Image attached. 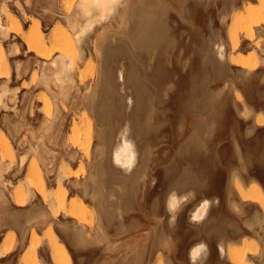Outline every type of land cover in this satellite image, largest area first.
<instances>
[{"label": "rangeland", "instance_id": "374dc122", "mask_svg": "<svg viewBox=\"0 0 264 264\" xmlns=\"http://www.w3.org/2000/svg\"><path fill=\"white\" fill-rule=\"evenodd\" d=\"M120 1L122 0H119L116 5H118ZM132 1V3L136 2V0ZM168 1L172 3L169 4ZM168 1L165 2L167 3L168 9L164 11H170V13L168 12L165 15L164 12L161 13L162 11L158 10L160 14L165 15V18L167 17V20L164 17L161 18L162 21L165 20L164 23H166V25L162 23L163 25H165L164 27L167 26L166 31L168 34L166 35L167 38H165L164 41L165 44H161L157 48L158 50L156 49L155 51H149L152 53V55L150 53L148 54V51L139 53V62L135 61V58H131L128 55V52L131 51L130 49H128L130 45L129 42H131L128 39H130L129 37H134V28L130 27V24L132 26H134V24L130 22V24L128 22H126V24L124 23L125 26L128 23V29H130L131 32L128 33V31L124 30L127 26H123L121 24V20L119 19V17L121 18L120 14H122V12L119 10H123L124 7L123 2L122 5H118L120 6V8L118 7L119 9L116 7V10L118 12L115 10V14L111 13V16L108 14V17L106 16L105 20L99 19V21L97 20L98 17H96L95 19L97 21L95 20V24L92 26L88 34L85 35L86 37L90 38V40L85 43L83 51L89 54V58L82 62L79 61L76 69L77 75L75 76V85L70 92V96H68L67 98L68 100H60V105H57L58 101L57 103L53 102L55 100H52V98L50 97L51 95L48 94V92H46L43 87L37 88L33 85L34 80H36L37 82V79L39 78V71L35 66L36 63L34 62V55L27 52V48L22 44L21 40L19 38L13 39V37H10L7 41L3 42L5 51L9 53L8 56L11 72L8 78L9 81L8 79H1L3 82H6V85H3L4 83L0 80V89L3 86H7V90L11 89L10 91H8L9 95H7L4 102L13 105L12 111L18 118L15 117L17 119L16 121L14 120L2 122L3 128H0V149H2L4 143H7L12 153V157L8 159L7 157H5V155L1 156L2 153L0 150V158L4 157L3 159H0V168L4 170L0 178V195L4 194L7 200V205L5 207L0 201V213L4 212L6 215V222L1 224L3 225V228L6 229L5 231H2L0 233V238L5 232L4 238L9 247L14 246V243L16 244L15 248H17V256L21 255L24 252V259H29L32 252L31 246L28 249L26 248L27 244L29 243L28 245H30V243L34 242V234L43 236L45 234V230L48 227H51L58 235L59 239L65 243L69 252H71L74 264H169V261H172L173 264H189L187 262L189 247L197 239L203 238L206 232L212 231V229L214 228H218L220 231H222L223 236L231 237L236 229H241L245 226L250 229V224H248V219L250 218V206H242L241 202L238 199V196L235 193L238 185L242 184L241 186H247L250 183V144L245 142L243 138H238L242 146V154H238L233 147L232 136H239L243 130L250 127V116L246 119L239 114V110L243 105L250 106V103H252L254 107L259 108L260 110H264V103H261V105H259V103L261 102L260 98L262 97L263 90L259 86L258 82L259 79L263 77L264 67L260 66L258 69L253 71L251 75L250 72L245 73L237 68V66H232L228 62L224 63V66L214 65V63H217L214 59V56H210L212 53L210 46H212L211 43L213 39L218 36L226 43V51L227 54H229L230 49L227 44L229 40V34L236 30L239 38V47L236 49V51L245 53L252 50L255 47L253 45L254 43L252 41L249 42L244 38V36L246 35V31L245 29L243 30L238 27V20L240 18H244L245 11L248 5L257 1ZM30 2L31 5L27 6L25 4V0H0V9L4 7L3 5H5L7 10L14 14L20 20L23 29L28 28L32 24L34 18L38 19L44 32L49 34L50 30L57 24L56 21L58 20L60 22V14L67 12L68 8L69 11H71L73 9V6L75 7L76 2H79V0H30ZM178 4H181L183 6ZM233 4L235 7L233 6ZM178 9L181 11H179ZM176 10L178 13L176 12ZM49 13L54 14L53 19L49 18V15H51ZM222 17L224 18L222 19ZM0 19L4 21L6 18L1 15ZM130 21L133 22L132 20ZM103 31H105V33L108 31L106 33V36L107 34L108 36L104 40L107 41L106 44L102 43L104 41H100L102 43V46L100 45V52L98 47V38L100 37L99 34ZM125 32L128 33V39L126 36L127 33ZM253 34L254 36L252 40L259 41V47L261 49L257 50L258 56L264 57V44L262 43L264 40V25L253 27ZM12 44H16V49L18 50L17 56H19L17 58L13 57L14 53L10 55L12 53L10 50L13 49V47L11 46ZM162 47L165 48L162 49ZM75 52V59H78V50L76 49ZM99 52L104 54L102 55ZM157 59L159 62H156ZM147 60L149 62H147ZM16 64H21L22 70L20 71V76L16 75ZM118 68L122 69L123 71V82L117 79V72L119 70ZM12 73H14L17 78L15 76L12 77ZM101 73H107V75L110 76V81L113 85L114 90H116V92H114L116 94L114 95H117V97L115 96L116 98L113 97V108L116 112H114L116 116H111L109 122L107 121L106 123V125H109V123L111 122V124L109 125L110 127L102 125L96 121L98 120L96 118V112H99V110L98 108H96V105L93 104V102L96 103L94 100L90 101V104H92V106H90L89 104L87 105V99H94L93 97L96 96V93L101 90V85L103 84V79L101 78L102 75H100ZM22 75L23 77L20 81ZM129 75H133L134 77L132 76V78H130ZM80 76L85 77L84 86H80L81 84H79L78 82V78ZM136 77L138 80L141 77L142 79L140 80L142 84H144L142 86L148 89L145 90V92L148 93H145V96H142L145 98H141L142 101L139 97H137V95L135 96L136 88L134 85ZM152 78H154L155 80ZM32 79H34L33 82ZM19 84L23 89L29 87L30 90L37 89V91L31 95L30 93H26L24 91L19 95L17 92L19 90L17 88ZM30 84L32 85V87H30ZM122 87H125L127 89L126 95L128 98L130 97L132 99V106L129 110L124 108L125 100H120L122 98L118 90ZM14 90L17 91L15 92ZM92 91L93 95L90 93ZM217 92L220 96V98L218 99ZM86 94L89 96L85 97L87 96ZM210 94L215 96L217 95L216 97L214 96L216 99L213 98ZM239 94H241L242 98L238 101L237 95ZM81 97L83 100L85 99L84 101L86 102L88 108L86 105H82L84 101L82 102ZM114 98L116 101H114ZM147 100L148 102H146ZM117 101L123 102V106L121 104H118ZM18 102H20V105L23 104V107L21 106V109L19 111L15 109V105H17ZM137 102H139L140 106H137ZM126 104L128 106L127 101ZM114 105L118 109L115 110ZM211 105H213L212 108L214 109V111L212 108H209L211 107ZM5 106L6 108L0 107V111H9L11 109L10 106H7V104H5ZM120 107L122 111L120 110ZM27 108L28 113L33 119L31 121L22 120L24 119L23 115H21L20 117L18 115L19 112L21 114H24ZM90 108L93 111L95 109L97 110L92 112ZM199 108H201V110H198ZM57 109L59 112V115H57L59 117V121L57 122L56 127L53 129V131L50 132L51 134H44L45 132L43 131L44 136H42V134L39 135V133L42 132L38 131L41 129V127H43L42 125H44V122L47 120H51L52 116L54 117V114H57ZM209 110H211L212 112H208ZM35 112L38 113V117L34 119ZM25 113H27V111ZM135 113H138L137 116L135 115ZM147 114L149 115V117ZM121 115H125L124 118ZM117 116H120L124 121L120 120V117L118 118ZM201 117H203V120L200 119ZM129 118L135 119L132 120V124L134 121H136L132 126L133 131L131 132V136H133V139L138 140L137 142L141 151V159L139 161L140 167L138 168L139 170H141L138 171L136 169L135 171L139 173L137 174L133 172L132 175L128 176L124 182L122 180H119L120 178H122L120 174L114 175L115 177L117 176L116 178L113 176L112 173H114V171H112L111 168H109L110 172L108 170V172H105L104 178L105 175L106 178H110L106 179L107 182L104 184L106 189H108V187L110 189L114 188V193L116 192L115 194H117L118 189L119 192L121 189V192L119 195L120 198H116L118 196H114V198L119 200L116 201V199L114 200V198H110L112 199L111 201L113 205L108 206V209L116 210L117 214L115 212L114 216H112V218L110 219L111 221L108 220L109 222L105 221L104 223H102L104 230L99 229V211L96 210L97 204L90 197V193H88V191L90 190L88 188L90 187H87V191L86 193H84L86 186L83 187L82 185L87 180V184L90 183V172L93 173L94 171L92 172L91 170L95 169V165L93 163H96V161L99 162V160L104 159L103 156L99 158L97 157L98 155H94L96 154L95 152L98 149V145H101V143L97 139V137L100 136L98 130H104L103 132L100 131L101 134L103 133L104 135V132L106 130H109V128L111 129L109 131L112 134L108 132V135H110L109 137H111L112 140L111 138H108L109 140H111L110 145H112L116 140L119 126H121V124L124 125L125 120H129ZM148 118L150 119V122ZM136 119L138 120V123ZM257 119L263 120L264 123V114L260 113ZM120 122L122 123L120 124ZM148 122L152 129L148 125ZM196 123L202 128L197 129ZM15 124H20V126H22L20 127L19 125ZM136 125H138L139 127H137ZM14 128L18 129L13 130ZM32 128L35 131L34 133H32L33 130L31 131ZM207 128L210 129L208 130ZM29 130L30 132H28ZM197 130L200 133L197 132ZM31 134H33V136H36L33 137V139H30L32 138ZM45 135L50 137H48L49 139L44 138V140L41 138L44 144H46V151L50 149L49 151H52L53 153H43L42 158L44 159H42V153L39 156V152H37L39 150L41 152V149H36L37 151L34 153L35 155H32V147L37 146L36 143L34 144V142L39 141L40 137L38 136L45 137ZM189 137L192 140H188ZM204 137L206 138L204 139ZM33 140H35L33 142L34 145L29 142ZM197 144H199L200 146H198ZM106 146L104 148H106ZM30 148L32 149L31 151ZM108 148L109 146H107L106 149ZM107 151L108 150H106V153L109 152ZM29 152H31V154ZM25 153L28 156H26ZM23 154H25L24 158L25 160H27L24 161V163H26L22 167L19 163L21 161V155L24 156ZM49 155H52L53 158ZM48 156L53 160L51 158H47ZM70 156H72V158ZM95 156L97 157V159ZM37 158H41L44 162L41 159ZM49 159L51 160V162H49ZM93 159L96 160L94 161ZM141 161H143V164L141 163ZM48 162L49 166L47 164ZM44 163L47 164V166ZM52 165L54 168L51 167ZM92 165H94V168L92 167ZM48 167L51 171L48 169ZM51 168L54 170H52ZM59 168H64V170L68 171L70 169L71 171H69V174L65 173V171L63 170V172L66 174V177L62 181V184L67 191L65 203L67 204L68 200L70 199H77L82 200L86 205L84 213L82 214V217L80 218L78 223L73 218L69 217L66 211L62 208H58L56 210L58 215L53 216L54 210L47 206L46 201H42V195L37 199L35 198L31 203L18 208V210L13 209L15 207L14 198H16V196L20 193L24 196L26 194L25 184H27V180L30 181L29 179H33L32 187L35 192L38 191L37 182L35 179L37 173L41 176L45 188L49 190V193L52 194L51 197L59 193L57 177L55 176L57 175L58 171H61L59 170ZM231 170H235L237 172L239 179L238 182L236 180L234 188L232 186V189L230 191L228 187V178ZM142 172H144V174ZM137 176L139 177V179ZM24 180L26 181V183L23 182ZM183 184L186 185L184 187V190H193L194 197L190 202L184 204V206L179 211L178 220L173 226L170 227L169 218L166 215V211L163 205L165 197L169 192V188L174 186H182ZM90 185H92V183H90ZM136 188L138 189V191ZM108 190H103L105 191V195H107ZM133 192L136 193V195H134ZM128 196L131 197L128 198ZM206 198L210 200H216L217 205L215 204L211 206L204 222L200 225L199 228H196L194 227V224L189 221V216L191 211L200 202V200ZM138 200L142 201H139L138 204ZM55 201L57 202V198L55 199ZM109 201L110 200H108V202ZM230 201L236 203L239 211H236L230 207ZM143 202L146 203L144 204ZM129 203L131 206L133 205V207L129 205L130 208H128L129 206L127 204ZM138 205L142 208H139ZM33 206H38L37 208L40 210L43 217L41 216V219L38 221L29 222L28 215L33 210L31 209V207L33 208ZM126 206L128 208V211H125L123 208ZM129 209L131 210L129 211ZM98 210L101 211V209L99 208ZM118 212L121 213V215H118ZM137 213L140 214V216ZM155 213H157L156 216H159V218L161 219H158L156 216V219L153 218V215H155ZM143 214L145 215V217ZM11 215L14 217L18 216L17 220L20 224L19 227L14 226L12 222H10V219H12ZM150 215L153 216V219ZM120 218L122 219V221ZM120 221L122 223H120L122 226L119 224ZM141 225H144V227H146L144 228ZM117 226H120V228L124 226L125 228L123 227L124 229L122 228V230ZM129 226H133L134 228L132 227V229ZM154 226H157L156 231L154 229ZM258 226L260 228V231H262L261 225ZM20 227H23L24 233L21 231ZM135 227L140 232H138ZM118 228L121 230V232L120 230H118ZM129 229L131 230L129 231ZM75 230L83 231H80V234L84 233L83 237L86 238L85 242L87 241V243H84L81 246H77L74 236L78 235L79 231L77 233L75 232ZM102 230L104 231V233H102ZM123 231H126L127 234L130 233L131 236L134 235L135 237L133 236L132 238L131 236H129V234L128 236H126L127 234L125 233L124 235ZM122 232L123 235L121 236ZM155 232H157V234ZM164 232L166 233V235L163 234ZM133 233H135L136 235ZM151 233H154L156 235L153 236L151 235ZM247 234L248 233H246V235ZM136 236H138V238L140 237V241H138V238ZM165 236L171 238L170 240H172V243L170 244V240L168 238V246L166 245L168 240H164V238L167 239V237ZM159 237L163 238L164 242L162 239H159ZM38 240L40 242L39 245H42L38 251L36 250L38 261L41 264H51V261L49 260L48 249L45 245H43L44 243L42 242V238H38ZM135 240L138 243H135ZM150 240H152L151 242H154V244H152ZM128 242L131 243H129V245L132 246V249H134V244L135 246L138 245V250L137 247H135L137 251L136 254L135 249L133 250V252L130 251L131 248L129 249ZM149 242L151 244H149ZM161 242H163V244L160 246L163 248H160L158 246L159 244H161ZM258 243L260 246L262 245L261 238ZM163 245L165 247H168L169 251ZM171 245H174L175 247ZM25 248L27 250H25ZM160 251L164 255L159 254L161 253ZM152 253H157L156 255L159 254L161 258H159L160 256L156 257L154 254L152 255ZM165 253L167 254V256ZM133 255H136L135 258L133 257ZM140 255V262H138ZM151 255L152 257L154 256V259L151 257ZM259 255L260 253L257 256H254V258L251 257L255 264H262V261L259 260ZM162 256L167 257L168 260L166 261V258L164 257V259L162 258ZM209 258V261H212L213 263L214 261H218V254L216 250H211ZM246 259H249L247 255ZM150 260H155L156 262L158 260V262L154 263L155 261L152 262ZM17 262L18 261H0V264H17ZM223 264H229V262L223 261Z\"/></svg>", "mask_w": 264, "mask_h": 264}, {"label": "bare ground", "instance_id": "6f19581e", "mask_svg": "<svg viewBox=\"0 0 264 264\" xmlns=\"http://www.w3.org/2000/svg\"><path fill=\"white\" fill-rule=\"evenodd\" d=\"M47 1V0H46ZM52 1V0H51ZM55 1V0H54ZM119 0H79V2H76V6L74 7L73 6V9L71 11H69V8H68V11L65 12V13H61L60 14V22L57 20L56 21V25L50 30L49 34L45 33L43 28L41 27L40 25V22L38 19H33L32 21V24L26 28V29H23V26H22V23L20 22V20L14 15L12 14L11 12H9L7 10V8L5 7V5H3L4 7L0 9V16H4V18H6L4 21L0 19V80L3 78V79H8L9 78V74H10V65H9V53H7L5 51V47L3 45V42L4 41H7L10 37H13V39H16V38H19L22 42L23 45L26 46L27 48V52L30 53V54H33L34 55V58H35V63H36V67L39 71V78L37 79V82L36 80L32 79V82L34 80V86L35 87H43V89L48 92V94H50L52 100H55L53 102L57 103L58 101V104L57 105H60V100H65L68 98V96H70V92L71 90L73 89L74 85H75V76L77 75L76 74V69H77V66L79 64V61L82 62V61H85L86 59L89 58V54L84 52L83 51V47L85 45L86 42H88V40H90V38L86 37L85 35L88 34V32L90 31V29L92 28V26L95 24V18H97V20H101V19H104L105 20V17L111 13H114L115 14V10H116V7L120 8V6L118 5H122V2H123V10H119L122 12L121 15V18L119 17V19L121 20V24L123 26L124 23L126 24V22H130V23H133L134 26H132L130 23V27H133L134 28V39L129 37L130 39H128V33H130V29H128L129 25L127 23V29L123 28L125 31H128L125 32L127 33V39L131 42L128 49H130L131 51L128 52V55L129 57L131 58H135V61L139 62V53H142L143 51H148V54L150 53L152 55L151 52L149 51H155L161 44H165L164 41H165V38L166 35L168 34L167 31H166V27H164L166 25L165 20L162 21L161 18H165V15L166 13H170V11H164L166 9H168V6H167V1L165 0H136L135 3H132L133 1L132 0H125V1H120L118 5L117 2ZM231 1V0H230ZM257 2L255 3H251L248 5L246 11H245V16L244 18H240L238 20V27L241 28V29H245L246 31V35L244 36V38L249 41V42H253L254 44V48L250 51H248L247 53H242V52H239V51H236V49L239 47V38H238V35H237V32L236 30L234 32H231L229 34V40H228V46H229V49H230V53L227 54V51H226V43L218 36H216L213 41H212V46L211 47V55L210 56H214V59L216 61L217 64L214 63V65H219V66H224V63L228 62L230 65H234V66H237L239 67L240 69H242L243 71H252L254 69H256L258 66H264V57H259L258 56V53H257V50L260 49L259 47V41H255V40H252L253 39V27L255 26H258V25H264V0H256ZM169 2V1H168ZM259 2V3H258ZM172 3V2H169V4ZM25 4L27 6H30L31 5V2L30 0H25ZM49 4V3H48ZM51 4V3H50ZM168 4V5H169ZM174 4V3H173ZM232 4V2H231ZM178 5H181V4H178ZM177 5V6H178ZM51 6V5H50ZM48 6V7H50ZM174 6V5H173ZM183 6V5H181ZM230 6V5H229ZM234 6V4H233ZM172 7V6H170ZM235 7V6H234ZM233 7V8H234ZM20 8V7H19ZM118 8V9H119ZM178 8V7H177ZM21 9V8H20ZM182 9V8H180ZM236 9V8H235ZM50 10V9H49ZM48 10V12H49ZM158 10H161L165 15L163 14H160V12H158ZM179 10V9H178ZM225 10V9H224ZM234 10V9H233ZM44 11H45V8H44ZM117 11V10H116ZM175 11V10H174ZM181 11V10H179ZM47 12V10H46ZM118 12V11H117ZM172 12V10H171ZM177 12V10H176ZM54 13V12H53ZM178 13V12H177ZM226 13V12H225ZM47 14V13H46ZM51 14V13H49ZM55 14V13H54ZM54 14H51L49 15L51 19H53V16ZM117 14V13H116ZM181 14V13H180ZM56 15V14H55ZM119 15V16H120ZM111 16V15H110ZM109 16V17H110ZM168 16V15H167ZM226 16V15H225ZM224 16V17H225ZM108 17V16H107ZM222 17V19L224 18ZM58 18V17H57ZM167 18V17H166ZM165 18V19H166ZM56 20V19H55ZM96 20V21H97ZM99 20V21H100ZM103 20V21H104ZM118 20V19H117ZM130 20H132L133 22H131ZM167 20V19H166ZM162 21V22H161ZM107 23V22H106ZM162 23H164L165 25H163ZM170 29V28H169ZM108 32V31H107ZM106 32V33H107ZM169 32V31H168ZM106 33L105 31H103L102 33H100V37L98 38L99 39V44H98V47H99V51L101 50V46H102V43H105L107 41H104L105 38L108 36H106ZM119 34V32H118ZM122 34V32H121ZM133 35V34H131ZM125 36V35H124ZM215 36V35H214ZM101 39V40H100ZM126 39V38H125ZM169 39V38H168ZM107 40V39H106ZM104 41V42H101ZM98 42V40H97ZM127 42V41H126ZM211 42V41H210ZM101 43V44H100ZM167 43V42H166ZM264 44V40L262 42ZM101 45V46H100ZM104 45V44H103ZM128 45V44H126ZM13 47L12 50H10L12 53L10 55H14L17 56V52L18 50L16 49V44H12L11 45ZM125 46V45H124ZM113 47V46H111ZM103 48V47H102ZM165 48V47H164ZM162 47V49H164ZM76 49L78 50V59H75V51ZM167 49V48H166ZM103 50V49H102ZM158 50V49H157ZM261 50V49H260ZM264 50V49H263ZM161 51V50H159ZM165 51V50H164ZM26 52V53H27ZM101 52V51H100ZM99 52V53H100ZM105 52V51H103ZM157 53V52H156ZM100 54H104V53H100ZM155 54V53H154ZM153 54V55H154ZM159 54V53H158ZM161 54V52H160ZM127 55V56H128ZM146 56V55H145ZM150 56V55H149ZM163 57V56H162ZM137 58V59H136ZM153 58V57H152ZM158 58V56H157ZM149 59V58H148ZM155 59V58H154ZM153 59V60H154ZM131 60V59H130ZM156 60V59H155ZM133 61V60H132ZM141 61V60H140ZM144 61V60H143ZM214 61V60H213ZM131 62V61H130ZM136 62V63H137ZM146 62V61H145ZM147 62H149L147 60ZM151 62V61H150ZM156 62H159L158 59ZM16 63V62H15ZM20 63V62H19ZM141 63V62H140ZM132 64V63H131ZM130 64V65H131ZM156 65V64H155ZM159 65V63H158ZM228 65V64H227ZM138 66V65H137ZM218 66V67H219ZM23 67V66H22ZM139 67V66H138ZM153 68V67H152ZM159 68V67H157ZM119 69V68H118ZM132 69V68H131ZM130 69V70H131ZM161 69V68H160ZM21 64H16L15 65V72H16V75L17 76H20V71H21ZM33 70V69H32ZM104 71V70H103ZM36 72V71H35ZM108 72V71H107ZM138 72V71H137ZM158 72V71H157ZM38 73V72H37ZM118 76H117V79L121 82L124 81V75H123V71L122 69H119L118 70ZM156 73V72H155ZM154 73V74H155ZM101 73L100 75L101 78L103 79V84L101 85V90H99V92H95L96 93V96L93 97L94 99H87V105L89 104L90 106H92V104H90V101L91 100H94L96 103L93 102V104L96 105V108H98L99 112L97 111V115H96V118L98 120H96L97 122H99L100 124L102 125H106L107 121L109 122L111 116H116L115 115V111H114V108H113V97H117V95H114L116 93V90H114L113 88V85L111 83V78L109 75H107V73ZM140 74V73H139ZM138 74V75H139ZM153 74V75H154ZM142 75V74H141ZM151 75V74H150ZM223 75V74H222ZM130 76V75H129ZM133 76V75H132ZM132 76H130V78H132ZM16 77V76H15ZM33 77V76H32ZM134 77V76H133ZM151 77V76H150ZM17 78V77H16ZM20 78V77H18ZM139 78V77H138ZM136 81H135V96L137 95V97H139L140 99L144 98L142 96H145L144 94L146 93L145 90H148L146 87H143L142 85V82L140 79H142L141 77L139 78V80L137 79V77L135 78ZM154 79V78H152ZM84 80H85V77L84 76H80L78 78V82L79 84H81L80 86H84ZM132 80V79H130ZM155 80V79H154ZM160 80V79H159ZM2 81V80H1ZM7 81V80H6ZM9 81V79H8ZM100 81V80H99ZM113 81V80H112ZM3 82V81H2ZM36 82V83H35ZM102 82V81H101ZM131 82V81H130ZM156 82V81H155ZM154 82V83H155ZM4 84L3 85H6V82L4 81L3 82ZM8 83V82H7ZM157 83V82H156ZM165 83V82H164ZM158 84V83H157ZM31 85V84H30ZM156 85V84H155ZM128 86V85H127ZM168 86V85H167ZM7 87V86H6ZM6 87H2L0 89V107L2 108H6L5 106V102L4 100L6 99L7 95L8 94V91L10 90H7ZM32 87V85L30 86ZM159 87V86H158ZM34 88V87H33ZM149 88V87H148ZM156 88V87H155ZM99 89V88H98ZM128 89H131V88H128ZM157 89V88H156ZM33 90V89H31ZM93 90V89H92ZM96 90V89H95ZM126 88L125 87H122L120 88L118 91L121 95V98L120 100H125V109H130L131 106H132V99L129 97H127L126 95ZM133 90V89H132ZM152 90V89H151ZM222 90V89H221ZM15 92L17 90H14ZM117 91V93H118ZM214 91V90H213ZM213 91H212V94H213ZM219 91V90H218ZM18 92V91H17ZM166 92V91H165ZM202 92V91H201ZM222 92V91H221ZM91 94L93 93L90 92ZM148 93V92H147ZM146 93V94H147ZM205 93V92H204ZM218 93V92H217ZM237 93V92H236ZM157 94V93H156ZM238 94V93H237ZM85 95V94H84ZM87 95V94H86ZM93 95V94H92ZM165 95V94H164ZM211 95V94H210ZM219 96V93L217 94ZM216 95V96H217ZM89 95L85 96V97H88ZM148 96V95H147ZM151 96V95H150ZM153 96V95H152ZM158 96V95H157ZM205 96V94H204ZM213 98H215L216 96L215 95H211ZM215 96V97H214ZM217 96V99L220 98V96L218 97ZM90 97V98H91ZM115 97V98H116ZM84 98V96H83ZM114 98V101H116ZM139 98H138V101H139ZM155 98V97H154ZM153 98V99H154ZM211 98V97H210ZM242 98L241 94L237 95V100L239 101L240 99ZM141 99V101H142ZM145 99V98H144ZM148 99V98H147ZM150 99V98H149ZM216 99V98H215ZM68 100V99H67ZM81 100L82 102L85 100L82 99L81 97ZM214 100V99H212ZM126 101L128 103V106L126 104ZM140 101V102H141ZM121 102V101H120ZM118 102V104H123V102ZM148 102V100L146 101ZM152 102V101H151ZM154 102V101H153ZM211 102V101H209ZM214 102V101H213ZM218 102V101H217ZM85 103V104H83ZM82 103L83 106L86 105V102L84 101ZM92 103V102H91ZM138 105L137 106H140L139 105V102H137ZM136 103V104H137ZM143 103V102H142ZM116 104V102H115ZM151 104V103H150ZM212 104V103H211ZM86 105V106H87ZM205 105V104H204ZM55 106V104H54ZM123 106V105H122ZM213 105H211V107L209 108H212ZM57 107H60V106H57ZM115 107V105H114ZM206 107V106H205ZM245 107V106H244ZM56 108V107H55ZM88 108V106H87ZM94 108V107H93ZM133 108V107H132ZM149 108H152V107H149ZM208 108V109H209ZM118 109L115 107V110ZM148 109V108H147ZM213 109V108H212ZM90 110H92L90 108ZM97 110V109H95ZM94 110V111H95ZM120 110L122 111L121 107H120ZM193 110V109H192ZM198 110H201V108H199ZM92 110V112H94ZM119 111V110H118ZM120 111V112H121ZM125 111V110H124ZM123 111V112H124ZM214 111V109H213ZM247 109L244 108L243 112L245 114L246 113ZM57 114L55 116L54 114V117L52 116V119L51 120H47L44 122V125H42L43 127H41V131L39 130L38 132H42V133H39V135L42 134V136H44V134H49L51 131H53V129L56 127L57 125V122L59 121V117L57 115H59V112H58V109H57ZM61 112V111H60ZM115 112V113H114ZM149 112V111H148ZM152 112V111H150ZM208 112H212L211 110H209ZM242 112V114L244 115V113ZM128 113V112H127ZM52 114V115H53ZM95 114V113H94ZM113 114V115H112ZM119 114V113H118ZM117 114V115H118ZM125 114V113H123ZM138 114V113H137ZM137 114L135 113V115L137 116ZM194 114V113H193ZM127 115V114H126ZM148 115V114H147ZM206 115V114H205ZM122 116V115H121ZM125 116V115H124ZM124 116H122L124 118ZM135 116V117H136ZM199 116V115H198ZM202 116V115H200ZM210 116V115H209ZM51 117V116H50ZM118 117V116H117ZM120 117V116H119ZM118 117V118H119ZM142 117V116H141ZM149 117V115H148ZM151 117V116H150ZM189 118V117H188ZM195 118V117H194ZM47 119V118H45ZM49 119V118H48ZM120 120L124 121L123 119H121V117L119 118ZM134 118L130 119L129 120H125V123L124 125L121 124V126H119V130H118V133H117V137H116V140L115 142L110 145V141L112 140L111 137H109L110 135H108V132L110 133L109 130H111L109 128V130H106L104 132V135L103 133L101 134V129L98 130L100 127L97 129L100 133V136L97 137V139L99 140V142L101 143V145L99 146L98 143V149L96 151L95 149V153L94 155H98L97 157H101L103 156L104 159L102 160H99V162L96 161V163L94 162L96 159L93 161L94 165H95V169L94 170H91L93 173L90 172V183H92V185H90V183L87 184V181L85 183H83V187H85V192L87 191V187H90L88 189H90L88 191V193H90V197L94 200V202H96V206H97V211H99V215H98V228L99 229H103L104 227L102 226V223H104L105 221H108L112 218V216H114L116 210H110L108 209L110 205H113L112 203V199L114 198V196H118L116 198H120L119 195H120V192H121V189H120V192H119V189H118V192L117 194L114 193V188H109L108 186V189H106V187L104 186V184L107 182L106 179H110V178H106V175H105V178H104V174L105 172H108L109 171V168L112 169V171H114L113 176L114 175H117V174H120L122 178H120L119 180H122L123 182L127 179L128 176H131L133 172L137 173V171H135L136 169L138 171L140 167L139 165V161H140V149H139V145H138V140H135L133 139V136H131V132L133 131V124H135L134 121L133 124H132V120ZM139 119V118H137ZM136 119V120H137ZM197 119V118H196ZM200 119L203 120V117H201ZM119 120V121H120ZM135 120V119H134ZM146 120V119H145ZM149 122H150V119L148 118ZM214 120V119H213ZM194 121V120H193ZM208 121V119H207ZM216 121V120H215ZM96 122V123H97ZM113 122V121H112ZM147 122V121H146ZM149 122H148V125H149ZM203 122V121H202ZM212 122V121H210ZM137 123H138V120H137ZM193 123V122H192ZM199 123V122H198ZM205 123V122H204ZM203 123V124H204ZM43 124V122H42ZM111 124V122L109 123V125ZM113 124V123H112ZM15 125H19L20 124H15ZM14 125V126H15ZM98 125V126H99ZM109 125H106V126H109ZM139 125V124H138ZM138 125H136L137 127H139ZM141 125V124H140ZM147 125V123H146ZM152 125V124H151ZM202 125V124H201ZM13 126V127H14ZM18 126V127H19ZM22 126V125H21ZM20 126V127H21ZM117 126V125H116ZM115 126V127H116ZM135 126V127H136ZM150 126V125H149ZM210 126V125H209ZM212 126V125H211ZM214 126V125H213ZM16 127V126H15ZM19 127V128H20ZM110 127V126H109ZM151 127V126H150ZM195 127V126H194ZM196 127L197 129L199 128H202L200 125L198 126V124L196 123ZM34 128V127H33ZM33 128L31 129V131L33 130ZM102 128V127H101ZM189 128V127H188ZM211 128V127H210ZM210 128H207L208 130ZM18 129V128H16ZM15 128L13 130H16ZM35 129V128H34ZM43 129V130H42ZM114 129V128H113ZM152 129V127H151ZM196 129V128H195ZM193 130V129H192ZM43 131L45 132L43 134ZM101 131V132H100ZM135 131V130H134ZM140 131V130H139ZM142 131V130H141ZM150 131V130H148ZM207 131V130H206ZM16 132V131H15ZM30 132V130L28 131ZM35 131L33 130L32 133H34ZM138 132V131H137ZM144 132V131H143ZM142 132V133H143ZM197 132H199L197 130ZM97 133V132H96ZM148 133V132H147ZM200 133V132H199ZM29 134V133H28ZM36 134V133H35ZM51 134V133H50ZM112 134V133H110ZM137 134V133H135ZM212 134V133H211ZM38 135V133H37ZM99 135V134H97ZM141 135V134H140ZM139 135V136H140ZM30 136V135H29ZM32 138L30 139H33V134H31ZM45 135V137H41V136H38L40 137L39 141H36L34 142L35 140L33 141H29L33 144L36 143V147H34L33 145V150L30 148V151L32 150V155H35L34 153L39 150L38 148L41 149V152L40 150L37 151L39 152V156L41 154V158H42V155L43 153H47V154H52L53 152L52 151H49L51 153H49L47 150L46 147V144H44V142L42 141V139L44 140V138H48L49 136ZM112 136V135H111ZM142 136V135H141ZM140 136V137H141ZM199 136V135H198ZM111 138V140H109V138ZM114 137V135H113ZM146 137V136H145ZM201 137V136H200ZM42 138V139H41ZM50 138V137H49ZM48 138V139H49ZM206 137H204L205 139ZM37 139V137H36ZM96 139V138H94ZM188 140H192L190 137L188 138ZM48 141V140H47ZM97 141V140H96ZM198 141V140H197ZM50 142V141H49ZM202 142V141H201ZM28 143V141H27ZM78 144V143H77ZM105 144V145H103ZM29 145V144H28ZM31 145V144H30ZM96 145V146H97ZM109 146L108 149L107 146ZM188 145V144H187ZM198 146H200L199 144H197ZM196 145V146H197ZM204 145V143H203ZM106 146V148H104ZM145 147V146H144ZM149 147V146H148ZM194 148V147H193ZM37 149V150H36ZM152 149V148H151ZM1 150V156L5 155V157H7L8 159H10L12 157V153H11V149L9 147V145L7 143H4V145L2 146V149ZM72 150V149H71ZM106 150H108L106 153ZM27 151V150H26ZM34 151V152H33ZM27 153V152H26ZM25 153V154H26ZM31 154V152H29ZM151 153V152H150ZM149 153V154H150ZM25 154H23L24 156L21 155V161H20V166H24L25 163L24 161L25 160ZM28 154V153H27ZM26 154V156H28ZM38 154V153H37ZM105 154V155H104ZM148 154V153H146ZM93 155V156H94ZM0 156V157H1ZM53 158L52 155H49ZM47 157V158H51V157ZM142 156V155H141ZM149 156V155H148ZM34 157V156H33ZM72 158V156H70ZM147 157V155H146ZM150 157V156H149ZM4 157L0 158V159H3ZM27 158V157H26ZM41 158H37V159H41ZM46 158V157H45ZM51 158V159H52ZM19 159V157H18ZM32 159V158H31ZM35 159V158H34ZM44 159V158H42ZM41 159V160H42ZM145 159V158H144ZM5 160V159H4ZM47 160V159H46ZM50 160V159H49ZM53 160V159H52ZM104 160V161H103ZM152 160V159H151ZM2 161V160H1ZM39 161V160H38ZM43 161V160H42ZM48 161V160H47ZM40 162V161H39ZM44 162V161H43ZM51 162V160L49 161ZM49 162L47 163L48 166H49ZM147 162V161H146ZM3 163V162H1ZM24 163V164H23ZM46 163V162H45ZM44 163V164H45ZM53 163V161H52ZM141 163L143 164V161H141ZM145 163V162H144ZM43 164V165H44ZM47 164H45L47 166ZM66 164V163H65ZM44 165V166H45ZM51 165V164H50ZM54 165V164H53ZM53 165L51 166L52 168ZM92 165V167L94 166ZM146 165V164H145ZM21 167V168H22ZM142 167V166H141ZM51 168V169H52ZM94 168V167H93ZM145 168V167H144ZM47 169V168H46ZM48 169L50 170V168L48 167ZM69 169V168H67ZM146 169V168H145ZM54 170V169H52ZM57 170V169H56ZM59 170L61 171H58L57 172V175H55L57 177V183H58V189H59V193L53 195L51 197V193H49V190H47L45 188V185H44V182L43 180L41 179V176L37 173V175L35 176V179H36V182H37V187H38V191H34L33 187H32V182H33V179H29L30 181H28L27 179V184H25L26 188H25V196L23 194H18L16 196V198H14V204H15V207H14V210H18V208H21L23 206H25L26 204H29L31 203L35 198L37 199L38 197H41L42 201H46L47 202V206L51 209H53V216H57L58 213H57V209L58 208H62L66 211L67 215L71 218H73L77 223L78 221L80 220V218L82 217V214L84 213V210L86 208V205L85 203L82 201V200H75V199H70L68 200V203L66 204L65 203V198H66V195H67V191H66V188H64L63 184H62V181L63 179L66 177V174L65 173H69L70 174V169L69 171L68 170H64V168H59ZM63 170L65 171V173L63 172ZM89 170V171H90ZM108 170V171H107ZM144 170V169H143ZM3 169L0 168V178L3 174ZM51 171V170H50ZM68 171V172H66ZM147 171V170H146ZM49 172V171H48ZM53 172V171H52ZM110 172V171H109ZM139 173V172H138ZM137 173V174H138ZM144 174V172H142ZM149 173V172H147ZM111 174V175H112ZM142 174V175H143ZM151 174V173H149ZM235 173H233L234 175ZM68 175V174H67ZM108 175V174H107ZM109 175V176H111ZM232 175V176H233ZM237 176V175H236ZM235 175L232 177V179L234 178H238L236 177ZM68 177V176H67ZM87 177V178H88ZM115 177V176H114ZM117 177V176H116ZM115 177V178H116ZM138 177V176H137ZM112 178V177H111ZM130 178V177H129ZM134 178V177H133ZM142 178V177H141ZM196 178V177H195ZM139 179V177H138ZM239 179V178H238ZM86 180V179H85ZM130 180V179H129ZM109 181V180H108ZM114 181V180H113ZM145 181V180H144ZM234 181V180H233ZM23 182L26 183V181L24 180ZM185 182V181H184ZM236 182V180L234 181ZM238 182V180H237ZM119 183V182H118ZM127 183V182H126ZM199 183V182H198ZM85 184V185H84ZM125 184V183H124ZM188 184V183H187ZM236 184V183H235ZM88 185V186H87ZM126 185V184H125ZM238 185V184H237ZM186 185L183 184L182 186H174V187H171L169 188V192L167 193L166 197H165V201H164V208H165V211H166V215L167 217L169 218V224H170V227L173 226L176 221L178 220V214H179V211L180 209L184 206L185 203H188L190 202L193 197H194V194H193V190L192 191H188V190H184V187ZM132 187V186H131ZM130 187V188H131ZM188 187V186H187ZM199 187V186H198ZM134 188V187H133ZM108 190V193L107 195L104 194L105 191L103 190ZM117 189V188H116ZM137 189V188H136ZM187 189V188H186ZM130 190V189H129ZM132 190V189H131ZM136 191V190H135ZM138 191V189H137ZM125 192V190H124ZM142 192V191H141ZM236 192L238 193L240 199L242 201H245L246 199H252L254 200L259 206L260 208L263 210L264 212V196L260 193L259 189L255 186H249V188L247 190H245V188L241 185H238L237 188H236ZM115 194V195H114ZM134 195H136V193L133 192ZM105 195V196H104ZM124 195V194H123ZM126 195V194H125ZM129 195V194H127ZM131 195V194H130ZM107 196V197H106ZM170 196L172 198H170ZM131 197V196H128V198ZM57 198V202L55 201V199ZM112 198V199H110ZM114 198V200L116 199ZM108 200H110L108 202ZM113 200V201H114ZM119 200V199H116V201ZM0 201L2 202L3 206L5 207L7 205V200H6V197L4 196V194H1L0 195ZM139 201H142V200H138V204H139ZM120 202V201H119ZM112 203V204H110ZM131 203V202H130ZM127 204L128 206L130 205ZM142 203V202H140ZM144 203V202H143ZM146 203V202H145ZM144 203V204H145ZM214 201L213 200H210V199H201L200 202L194 207V209L191 211L190 213V217H189V221L194 224V225H201L202 222L206 219L207 217V214H208V211L210 209V207L213 205ZM137 204V203H136ZM143 205V204H142ZM217 205V203H216ZM131 206V205H130ZM130 206L128 208H130ZM38 207V206H37ZM36 206H33V208L31 207V209H33L30 214L28 215V221L29 222H35V221H38L41 219V216H42V213L40 212V210L37 208ZM133 207V205L131 206ZM139 207V205H138ZM141 207V206H140ZM139 207V208H140ZM158 207V206H157ZM101 209L100 210H98ZM111 208V207H110ZM120 208V207H119ZM125 211H128L127 209V206L126 207H123ZM142 208V207H141ZM115 209V208H114ZM132 209V208H131ZM129 209V211L131 210ZM170 209V210H169ZM122 210V209H121ZM158 210V208H157ZM114 211V213H113ZM119 211V210H118ZM123 211V210H122ZM123 213V212H122ZM117 214V212H116ZM121 215V213L118 212V215ZM138 214V213H137ZM140 216V214H138ZM144 215V214H143ZM157 213H155V215L151 216V218H155L156 217L158 219H161L159 218V216H156ZM160 215V213H159ZM12 216V215H11ZM17 216V215H16ZM156 216V217H155ZM43 217V216H42ZM118 217V216H117ZM145 217V215H144ZM148 217V216H147ZM12 219H10L12 222V224L16 227H19V222H18V216L17 217H14L12 216L11 217ZM152 218V219H153ZM119 219V218H118ZM121 219V218H120ZM154 219V220H155ZM111 221V220H110ZM113 221V220H112ZM122 221V219H121ZM121 221L119 222V224L121 223ZM160 221V220H159ZM163 221V220H162ZM109 222V221H108ZM107 222V223H108ZM137 222V221H136ZM38 223V222H37ZM135 223V222H134ZM110 224V223H109ZM108 224V225H109ZM122 224V223H121ZM120 224V225H121ZM138 225V224H136ZM134 225V226H136ZM145 225V224H144ZM144 225H141L144 227ZM152 225V224H151ZM158 225V223H157ZM122 226V225H121ZM198 226V227H199ZM120 228V226H117ZM124 227V226H123ZM123 227H121L120 229H122ZM130 227V226H129ZM133 227V226H132ZM130 227V228H132ZM146 227V226H145ZM144 227V228H145ZM155 227V226H154ZM118 228V230H120ZM125 228V227H124ZM123 228V229H124ZM134 228V227H133ZM132 228V229H133ZM136 228V227H135ZM139 228V227H138ZM156 228L157 226L154 228L155 231H156ZM21 231L23 232V227H20ZM122 229V230H123ZM104 230V229H103ZM102 230V233H104V231ZM117 230V231H118ZM131 229H129L130 231ZM137 230V228H136ZM164 230V229H163ZM166 230V229H165ZM79 230H75V232L78 233ZM82 231V230H80ZM80 231H79V234L78 235H75L73 234L74 236V239L76 241V244L77 246H81L83 245L84 243H87V241L85 242V237L84 236V233L80 234ZM101 231V230H100ZM116 231V232H117ZM135 231V230H134ZM138 231V230H137ZM136 231V232H137ZM74 232V233H75ZM83 232V231H82ZM121 232V230H120ZM124 232V231H123ZM123 232L121 234V236L123 235ZM128 232V230H127ZM127 232L125 231L124 232V235L125 233L127 234ZM140 232V231H138ZM167 232V231H166ZM24 233V232H23ZM157 234V232H155ZM129 236L130 233H128ZM128 234L126 236H128ZM135 234V233H133ZM156 234H152L151 235H156ZM163 234L166 235V233L164 232ZM136 235V234H135ZM141 235V234H140ZM138 235V236H140ZM125 236V237H126ZM134 236V235H133ZM133 236H131L133 238ZM138 236H136L138 238ZM168 236V235H167ZM165 236V237H167ZM135 237V236H134ZM158 237V236H157ZM161 237V236H160ZM159 239H162L163 238H160ZM34 242L33 243H30V245H28L27 249L30 248L31 246V257L29 259H24V254H22L20 256V261H18L17 264H41L39 261H38V258L36 256V250L37 248L40 246L39 245V240L38 238H42V242L44 244H46L47 248H48V252H49V257H50V261H51V264H73V259H72V255L71 253L69 252L67 246L65 245L64 242H62L58 235L54 232V230L51 228V227H48L46 230H45V234L43 236H38V235H35L34 234ZM135 238V239H137ZM140 238V237H139ZM138 238V241H140ZM169 237H167V239L164 238V240H168ZM73 239V240H74ZM128 239V237H127ZM130 239V238H129ZM171 238H169L170 240ZM153 240V238H152ZM150 240V242L152 241ZM163 240V242H164ZM169 240L167 241L166 245L168 246V242ZM174 240V239H173ZM202 240V239H201ZM74 241V242H75ZM128 241V240H127ZM130 241V240H129ZM132 241V239H131ZM172 240H170V244L172 243L171 242ZM199 241V240H198ZM148 242V240H147ZM149 244H154V242H151ZM156 242V241H155ZM163 242H161V244H159L158 246L160 248H163L161 247L160 245L163 244ZM197 242V241H196ZM225 241H223L221 244H220V248H219V252L220 254L225 257V256H228L229 259L231 260V262L233 264H254L251 259H246V255L249 253V254H252V255H256L258 253V249H259V246H258V243L254 240H251V239H248V238H245L242 242V245L240 246H235V245H227L226 242L224 243ZM130 242H128V246H129V249L132 247L131 245H129ZM133 243V242H132ZM135 243H138L136 242L135 240ZM141 243V242H140ZM174 243V242H173ZM131 244V243H130ZM199 244V243H197ZM195 244V245H197ZM141 245V244H140ZM208 245V244H207ZM134 249L135 247V244L133 245ZM152 246V245H151ZM164 246V245H163ZM170 246V245H169ZM171 246H174V245H171ZM153 247V246H152ZM156 247V246H155ZM165 247V246H164ZM175 247V246H174ZM167 248V250L169 251V248L168 247H165ZM164 248V249H165ZM26 249V250H27ZM131 248L130 251L133 252V250ZM139 248L137 247V250ZM141 249V248H140ZM158 249V248H157ZM172 249V247H171ZM190 249V248H189ZM11 250V247H9V245L5 243L0 247V255H4L6 253H8L9 251ZM152 250V249H151ZM160 250V249H159ZM191 250V251H190ZM188 251V258L192 263L194 264H198V263H201V262H205V259L208 257V255H210L208 252V249L207 251H204V250H199V251H196L193 246L191 247ZM154 251V250H153ZM158 251V250H157ZM164 251V250H162ZM167 251V252H168ZM155 252V251H154ZM161 252V251H160ZM166 252V253H167ZM137 253L136 249H135V254ZM139 253V252H138ZM144 253V252H142ZM158 253V252H157ZM156 253V254H157ZM164 253V252H163ZM165 253V254H166ZM154 253H152L153 255ZM154 254L156 257H159L160 255L159 254H162L159 253L158 255ZM151 255V257H152ZM164 255V254H162ZM136 256V255H135ZM135 256L133 255V257L135 258ZM139 256V255H138ZM143 256V254H142ZM150 256V255H149ZM167 256V254H166ZM187 256V255H186ZM263 256H264V250H263ZM150 257V258H151ZM154 257V256H153ZM152 257V258H153ZM155 257V258H156ZM165 257V256H164ZM162 256V258H164ZM140 258H141V255L139 257V261L140 262ZM161 258V256L159 257ZM166 258V259H165ZM164 259L167 261V257H165ZM209 258V257H208ZM138 259V258H137ZM154 259V258H153ZM158 259V258H156ZM155 259V260H156ZM153 260V261H155ZM159 260V259H158ZM157 260V262H158ZM208 260V259H207ZM142 261V259H141ZM144 261V260H143ZM149 261V259H148ZM152 261V260H150ZM152 261V262H153ZM135 262V260H134ZM156 261L154 263H157ZM134 264V263H133ZM138 264V263H136ZM140 264V263H139ZM204 264V263H203Z\"/></svg>", "mask_w": 264, "mask_h": 264}, {"label": "crops", "instance_id": "0c3cea01", "mask_svg": "<svg viewBox=\"0 0 264 264\" xmlns=\"http://www.w3.org/2000/svg\"><path fill=\"white\" fill-rule=\"evenodd\" d=\"M245 53H247V52H245ZM17 57H19V56H15L14 58H17ZM232 66H234V65H232ZM260 66H258L256 69H258ZM237 68H239V67H237ZM256 69H254L252 71H243L242 69H240V70L245 72V73L250 72V74L252 75L253 71H255ZM23 75L21 76L20 81H21ZM14 76H15L14 73H12V77H14ZM258 82H259V86L263 90L262 97L260 98L261 102L259 103V105H261V103H264V74H263V77L261 79H259ZM17 88L19 89L18 90V94L19 95L21 93H23L24 91L26 93H30V95L37 91V89L30 90L29 87L23 89L20 86V84L18 85ZM6 104H7V106H10L11 109L9 111H6V110H1L0 111V128H3L2 122H4V121H14V120L16 121L17 120L16 118H18V117H16L15 113L12 111L13 105L10 104V103H6ZM21 106L23 107V104L20 105V102H18V104L15 105V109L17 111H19L21 109ZM247 106L243 105L241 107V109L239 110V114L241 116H243L244 118H246V119L250 116V127L245 129V130H243L242 133L239 136L238 135L237 136L236 135L232 136L233 137L232 144H233V147L235 148V150H236V152L238 154H242V146H241L238 138H243L245 142L250 144V183L247 186H243V187L245 188V190H247L249 188V186L250 187L251 186H255V187H257L259 189L260 193L264 196V123H263V120L257 119L258 115L260 113L264 114V110H260L259 108L254 107L252 105V103H250V106L249 105H247ZM244 108L247 109V111H246L247 114H245L243 112ZM26 111H27V113H25ZM26 111L24 112V114L23 113L21 114L19 112L18 113L19 117L21 115H23L24 119H22V120H26V121L33 120L31 115L28 113V108L26 109ZM242 112L244 113V115L242 114ZM36 117H38V113L35 112L34 119ZM73 169H75V168H73ZM233 173H235L234 175L235 176L237 175L236 177H238V174H237V172L235 170H231L230 171L229 178H228V187H229L230 191L232 189V186L234 188V185H235L234 181L238 180V178H239L238 177V178H235V179L233 178L232 179V177L234 176ZM235 193L238 196V199L241 202L242 206H244V207L245 206H247V207L250 206V218L248 219V224H250V229L248 227H246V226L244 228H241V229H236L234 231V234L231 237L223 236L222 231H220L218 228H214V229H212V231L206 232L205 236L203 238L197 239L196 240L197 242L195 241L189 248L191 249L192 246H194L195 244L200 243L201 241H203L204 243L208 244L207 245V249L209 251L208 252L209 254H211V250H216V252L218 254V261H214V263L212 261H209L210 258H208V257H210V255H208V257L205 259V262L203 261V262L198 263V264H203V263L204 264H223V261H228L229 264H233L228 256L223 257L220 254V252H219L220 244L223 241H225L227 245L232 244V245H235V246H240V245H242V242H243V240L245 238L254 240L257 243H258V241L261 238L262 245L260 246L259 243H258V246H259L258 253L256 255H252V254L248 253L247 257L249 259H251V261L255 264V262L252 260L251 257L254 258V256H257L260 253L259 260L262 261V264H264V256H263V250H264V212L254 200L246 199L245 201H242L240 199L238 193L236 191H235ZM213 201H214L213 205H215L217 203V201L216 200H213ZM230 207L233 208L236 211H239V209L236 206V203L233 202V201H230ZM5 216L6 215H5L4 212L0 213V233L2 231H5V229H6V228H3V225H1L4 222H6V220H5L6 217ZM258 225H261V228H262L261 230L262 231H260V228H259ZM198 226L199 225H194V227H196V228L200 227V226L199 227ZM246 233H248V234L246 235ZM4 234H5V232H4ZM4 234L0 238V247L5 243ZM236 243H240V244H236ZM28 244H27L26 248L28 247ZM15 245L16 244L14 243V246L11 247V250L8 253H6L4 255H0V261H20V256L22 254H24V252L21 255L17 256V254H16L17 248H15ZM43 245L46 246V244H43ZM41 246L42 245H40L37 248V251L40 249ZM26 248H25V250H26ZM46 248H47V246H46ZM190 249H188V251ZM48 255H49V252H48ZM49 260H50V257H49ZM187 262L189 264H194L189 259H188ZM3 264H5V263H3ZM169 264H173L172 261H169Z\"/></svg>", "mask_w": 264, "mask_h": 264}, {"label": "clouds", "instance_id": "9594fccd", "mask_svg": "<svg viewBox=\"0 0 264 264\" xmlns=\"http://www.w3.org/2000/svg\"><path fill=\"white\" fill-rule=\"evenodd\" d=\"M170 198H172V197L170 196ZM169 210H170V209H169ZM193 248H194L195 250H204V251H207V244L204 243L203 241H201L199 244L194 245ZM190 251H191V250H190Z\"/></svg>", "mask_w": 264, "mask_h": 264}, {"label": "snow or ice", "instance_id": "6c2138e0", "mask_svg": "<svg viewBox=\"0 0 264 264\" xmlns=\"http://www.w3.org/2000/svg\"><path fill=\"white\" fill-rule=\"evenodd\" d=\"M196 251H199V250H196Z\"/></svg>", "mask_w": 264, "mask_h": 264}]
</instances>
